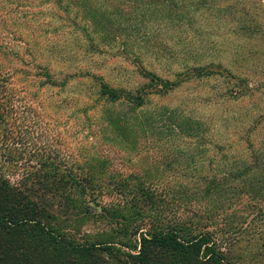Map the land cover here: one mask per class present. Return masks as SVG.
I'll list each match as a JSON object with an SVG mask.
<instances>
[{"label":"rangeland","instance_id":"1","mask_svg":"<svg viewBox=\"0 0 264 264\" xmlns=\"http://www.w3.org/2000/svg\"><path fill=\"white\" fill-rule=\"evenodd\" d=\"M110 6L109 30L130 27L120 41L53 0H0V122L13 126L11 147L24 151L21 162L45 166L48 182L56 165L54 180L76 176L91 188L72 190L76 206L56 215V229L75 242L120 244L177 225L226 234L233 264H264V201L251 211L230 191L244 182L228 177L253 154L264 160V0ZM142 70L179 86L159 93L165 84H150ZM100 82L157 94L135 109L99 96ZM252 172L244 179L259 181L264 166ZM101 208L127 221L92 214Z\"/></svg>","mask_w":264,"mask_h":264},{"label":"trees","instance_id":"2","mask_svg":"<svg viewBox=\"0 0 264 264\" xmlns=\"http://www.w3.org/2000/svg\"><path fill=\"white\" fill-rule=\"evenodd\" d=\"M53 1L57 3L59 10L67 14L74 10L75 13L82 14L84 22L88 23L86 28L93 32H109L116 41L131 32L128 31L130 27L125 28L120 22H116L114 27L111 25V30L108 24L103 22L107 19L106 15L112 14V0ZM122 9L124 10L114 8L113 12L120 16L124 13ZM201 70L202 68L196 67L193 71L202 74ZM140 75L149 80L150 84L158 85L163 82L165 87H161L159 93H167L179 86L178 82L164 81L146 70L140 71ZM210 75L211 72L204 73V76ZM0 88L1 98L7 86ZM144 88L145 86L134 89L111 88L105 82H100L98 95L113 104H126L136 109L144 105L148 96L157 94L144 91ZM3 110L0 102V112ZM0 116L3 117L4 114ZM12 127L4 126L0 122V264H233L229 259L227 247L230 242H227L226 234L216 236L210 232H191L177 225H156L149 231L138 230V237L133 242L128 240L126 243L114 244L73 241L64 232L56 229L55 218L57 214L67 215L76 206L72 190L89 191V184L76 176H72L74 182L70 185L62 183L61 179L54 180L59 169L56 165L50 167L55 172L49 176L52 181L48 182V175L44 174L47 171L42 168L45 166L37 168L35 165L21 162L27 160L26 154L11 147L16 139L12 136ZM261 146L260 151L264 153V147ZM253 155L250 160H243L237 170L230 172L228 177L230 181L244 182L242 187L230 189L231 193L236 194L243 204L251 202V211L260 213V206L255 204L264 201V175L256 182H250L251 178L249 181L244 179L253 173L252 171L264 166V160L255 156L256 154ZM45 160H49L48 156ZM215 185L213 184V187ZM50 196L60 198L55 206L44 203L48 202L47 198H51ZM58 209L62 212L59 213ZM86 209L91 213L88 207ZM100 210L101 213L92 214L100 215L107 218L108 222L114 221L119 225L127 221V215L114 217L108 209ZM252 214L255 215L253 212ZM135 216L140 217L141 221L147 218V214L140 209L135 212ZM238 232L239 228L235 227L233 234Z\"/></svg>","mask_w":264,"mask_h":264}]
</instances>
